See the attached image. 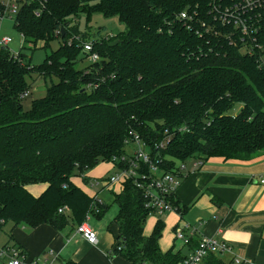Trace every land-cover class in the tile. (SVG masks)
<instances>
[{"label": "trees", "instance_id": "1", "mask_svg": "<svg viewBox=\"0 0 264 264\" xmlns=\"http://www.w3.org/2000/svg\"><path fill=\"white\" fill-rule=\"evenodd\" d=\"M220 1L222 7L234 2ZM210 2H20L13 27L27 46L47 47L55 39L60 44L38 65H32L24 51L13 53L0 46V228L11 222L61 229L81 223L87 214L101 216L106 204L93 203L72 178L99 162L124 167L113 158L125 154L126 140L134 131L152 143L161 140L165 130L188 129L176 132L165 149L153 151L167 171H178L179 162L194 156L203 163L211 157L249 160L264 152V68L258 57L264 54V18L251 33L254 40L245 41L233 34L229 38L220 29L213 34L217 26L196 33L195 23L188 28L177 18L182 10L195 9L198 19H207ZM80 12L117 15L125 29L107 40L99 29L93 38L99 59L78 69L76 63L89 56L83 51L87 34L79 27ZM31 73L50 83L45 95L24 110L21 98L29 93L26 77ZM136 179L126 178L118 191L111 190L118 231L113 255L129 264L181 263L201 237L191 236L185 253L174 247L161 250L162 216L144 234L151 213ZM35 183L46 185L37 196L27 189ZM169 202L183 215L184 206L174 194ZM64 205L69 211L59 213ZM232 262L208 252L199 264Z\"/></svg>", "mask_w": 264, "mask_h": 264}, {"label": "crops", "instance_id": "2", "mask_svg": "<svg viewBox=\"0 0 264 264\" xmlns=\"http://www.w3.org/2000/svg\"><path fill=\"white\" fill-rule=\"evenodd\" d=\"M190 162L189 165L185 161L183 177L174 193L179 205L184 206V213L180 215L174 209L161 217L164 226L160 249L174 247L187 252L174 237L175 229L181 227L186 235L214 237L227 244L229 250L220 254L227 261L237 257L239 264H264V183L260 182L264 176V152L249 160L211 157L197 168L192 166V160ZM45 188L43 183L27 186L35 196ZM81 189L106 204L101 216L91 215L87 219L97 232L96 244L85 241L71 223L55 229L49 224L32 228L9 222L6 223L10 226L9 232L7 236L3 234L4 239L0 241V264H4L12 249L23 252L21 256L27 259L41 260L39 264L52 258L50 252L57 256L59 264H129L112 252L118 231L113 221L116 213L111 210L114 204L111 190L104 187L91 194ZM149 216L143 230L146 235L159 218Z\"/></svg>", "mask_w": 264, "mask_h": 264}, {"label": "built area", "instance_id": "3", "mask_svg": "<svg viewBox=\"0 0 264 264\" xmlns=\"http://www.w3.org/2000/svg\"><path fill=\"white\" fill-rule=\"evenodd\" d=\"M22 1L28 2L30 0L0 1V22L5 17L12 18L15 16V12ZM220 4V0H211L209 16L204 20L198 19V12L195 9L191 12L182 10L178 13L177 18L183 21L188 28L192 27L193 23H195L198 26L196 33L199 34L205 33L207 30L211 29V27H218L212 32L213 34H217L220 29L223 34L229 38L233 34V36L241 41L254 40L255 35L251 33L259 29L257 23H260L264 18V0H234L232 4L223 7ZM35 14L39 15V12L36 11ZM196 19H198V22L194 21ZM110 36L113 35L103 36V39L107 40ZM94 39L89 38L83 43V51L88 53V58L92 62L99 59L98 53L93 51ZM10 41L11 38L8 36L0 37V46H7ZM241 49L250 52L252 50L248 48V45H242ZM258 57L261 66L264 68V54L261 53ZM25 95H27V92L23 94V96ZM187 130L188 129L183 126L172 129V132L165 130L161 140L152 143L145 141L138 132L134 131L130 133V137L126 140V146L132 147L131 152L125 150V154L121 157L113 158L114 163L121 162L124 164V167L116 169V172L107 178L104 187L108 188L114 184H120L126 178L137 176L139 179H136L134 182L137 187L141 188L145 199V206L150 209L151 214L159 217L163 216L166 212L174 210L175 208L169 202V195L174 194L176 188L179 186L180 178L183 176L181 172H183L186 165L184 162H179L178 171H176V169L173 171L164 170L162 168V159L154 155L153 151L165 149L176 132H184ZM190 159L192 160V166L194 168L202 164L199 158L198 160L189 158V160ZM97 182L98 180L93 184ZM260 182L264 183V176L261 177ZM92 198L93 203L102 201L96 195H93ZM68 211L69 207L66 205L58 208L59 213ZM90 216V214H87L84 221L75 225V231L88 243L96 244L97 232L87 223V219ZM191 236L192 235H186L184 229L181 227H177L174 231L175 239L181 241L184 246L190 242ZM228 250L229 246L224 242L214 237L202 236L195 249L179 264H199L208 252H215L220 255ZM50 255L52 258L48 261H44L43 264H59L57 256L52 252H50ZM239 262L240 259L236 257L231 264H239ZM4 264L39 263L37 259H27L26 256H19L18 251L12 249Z\"/></svg>", "mask_w": 264, "mask_h": 264}, {"label": "rangeland", "instance_id": "4", "mask_svg": "<svg viewBox=\"0 0 264 264\" xmlns=\"http://www.w3.org/2000/svg\"><path fill=\"white\" fill-rule=\"evenodd\" d=\"M8 2V0H0ZM77 20L79 22L80 30L85 32L87 35L85 37L87 40L93 39L94 37H98V30L100 29V36H106V35H115L120 32H122L125 27L124 24L119 20L117 15H111V16H105L101 12H91L89 15H87L85 12H80L77 16ZM14 23V16L12 18L5 17L0 22V37L8 36L11 38V41L7 44V47L9 48L10 52L16 53L20 50L24 51L27 56L31 57V64L32 65H38L43 61V58L46 54H48L51 50L57 48L60 44V40L55 39L50 42V45L47 47H36V49L32 50V44L24 42L23 36L13 27ZM114 36H110L109 39H112ZM40 42H38V45ZM30 47V48H29ZM90 63L89 58L82 59V61H78L76 63V67L82 68ZM26 81L28 86L30 87L29 93L21 98V103L24 108V110H27L31 107V103L34 99H38L45 95L46 93V84L48 85L50 83L49 80H45L35 74L31 73L26 77ZM238 106L234 108L233 112L238 111ZM127 152H131L132 147L131 146H125L124 148ZM192 159H198L197 157H191ZM191 160L187 159L186 163L189 165L191 164ZM185 164V162H184ZM116 166L112 162H99L96 166L93 168L85 171L83 174H75V176L72 178L73 182L80 186L81 188L85 189L87 192L91 193L99 190L101 188H104V184L111 176V174L116 172ZM84 176H87V181H85L83 178ZM96 180H98L97 183L93 184ZM36 184V183H35ZM91 184H93L91 186ZM30 185V184H29ZM38 185V184H37ZM103 186V187H102ZM120 185L114 184L111 186L109 190L118 191ZM101 197L103 198L104 195L101 194ZM105 199V198H104ZM109 200V198H107ZM106 200V199H105ZM117 213V206L116 204H113L112 209ZM150 216L148 215L146 218V224L148 223V219ZM9 225H3L0 228V241L4 239V235L7 236L9 232ZM4 234V235H3ZM42 261H38V263H41Z\"/></svg>", "mask_w": 264, "mask_h": 264}, {"label": "water", "instance_id": "5", "mask_svg": "<svg viewBox=\"0 0 264 264\" xmlns=\"http://www.w3.org/2000/svg\"><path fill=\"white\" fill-rule=\"evenodd\" d=\"M66 25H68V23H66ZM63 33H64V30L61 29V34H63ZM117 42H118V40L112 41V42L109 43V45L110 46H114Z\"/></svg>", "mask_w": 264, "mask_h": 264}]
</instances>
